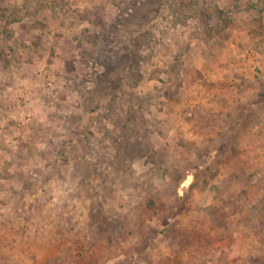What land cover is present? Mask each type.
Instances as JSON below:
<instances>
[{
  "label": "rangeland",
  "instance_id": "rangeland-1",
  "mask_svg": "<svg viewBox=\"0 0 264 264\" xmlns=\"http://www.w3.org/2000/svg\"><path fill=\"white\" fill-rule=\"evenodd\" d=\"M0 264H264V0H0Z\"/></svg>",
  "mask_w": 264,
  "mask_h": 264
}]
</instances>
